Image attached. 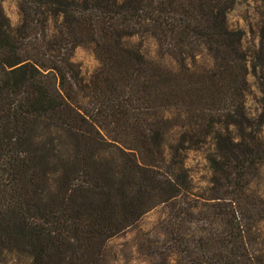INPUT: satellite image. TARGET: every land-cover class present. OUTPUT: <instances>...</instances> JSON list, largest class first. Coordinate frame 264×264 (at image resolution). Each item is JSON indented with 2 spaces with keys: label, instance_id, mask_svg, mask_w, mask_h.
Listing matches in <instances>:
<instances>
[{
  "label": "trees",
  "instance_id": "16d2710c",
  "mask_svg": "<svg viewBox=\"0 0 264 264\" xmlns=\"http://www.w3.org/2000/svg\"><path fill=\"white\" fill-rule=\"evenodd\" d=\"M4 1L0 264H110L108 242L161 204L153 257L264 264V0L251 52L229 21L248 0H18L17 25Z\"/></svg>",
  "mask_w": 264,
  "mask_h": 264
},
{
  "label": "rangeland",
  "instance_id": "374dc122",
  "mask_svg": "<svg viewBox=\"0 0 264 264\" xmlns=\"http://www.w3.org/2000/svg\"><path fill=\"white\" fill-rule=\"evenodd\" d=\"M4 9L12 23L17 25L21 16L18 8V0H5L3 2ZM229 21L232 27L244 31L245 37L243 41L244 48L251 52L253 44L256 42L252 29L258 22L257 5L252 0L240 1L229 14ZM156 45L149 41L145 47V51L150 55L156 54ZM73 60L77 63L84 75H91L98 67V62L91 50L87 48H78ZM255 93H258L255 86V79L250 77ZM249 106L255 107L253 98L249 100ZM208 149L190 151L187 165L193 178L194 184L198 188L206 186L211 175L209 163L207 161ZM257 187L264 191V172ZM170 205L161 204L148 213L128 231L112 238L108 242L107 256L110 264H182L181 257L172 254L166 255L167 250H161V256L153 257L147 250V240L156 241V236L161 231L163 221L169 218ZM163 254V255H162Z\"/></svg>",
  "mask_w": 264,
  "mask_h": 264
}]
</instances>
